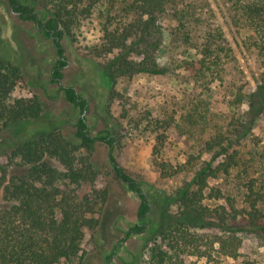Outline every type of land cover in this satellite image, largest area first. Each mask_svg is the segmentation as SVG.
Returning a JSON list of instances; mask_svg holds the SVG:
<instances>
[{
  "label": "trees",
  "instance_id": "trees-1",
  "mask_svg": "<svg viewBox=\"0 0 264 264\" xmlns=\"http://www.w3.org/2000/svg\"><path fill=\"white\" fill-rule=\"evenodd\" d=\"M8 5L51 42L57 60L48 85L56 87L53 99L63 97L77 119L72 125L43 121L44 102L28 90L22 70L0 54V264H88L89 246L113 193L111 186L99 185L93 164L98 144L107 148L115 177L140 200L136 221L118 246L150 232L156 199L163 194L159 230L146 241L141 264H196L192 259L264 264V140L255 134L264 117V0H8ZM92 22L102 25L95 55L111 56L103 66L111 100L122 77L180 72L188 80L189 88L177 105L166 107L163 119L143 117L147 127L185 136L197 148L193 155L184 153V162L157 163L160 177L176 183L168 193L152 189L153 196L125 172L114 156L116 136L110 130L93 134L90 101L62 83L70 64L63 41L74 43ZM161 49L167 53L163 64L157 58ZM39 88L49 99L48 86ZM67 125L73 131L66 136ZM205 153L209 158L202 160ZM245 240L255 249L245 253Z\"/></svg>",
  "mask_w": 264,
  "mask_h": 264
},
{
  "label": "rangeland",
  "instance_id": "rangeland-1",
  "mask_svg": "<svg viewBox=\"0 0 264 264\" xmlns=\"http://www.w3.org/2000/svg\"><path fill=\"white\" fill-rule=\"evenodd\" d=\"M101 26L92 22L83 28L82 34L77 36L74 43L68 39L63 41L70 64L63 71L62 83L76 87L78 92L90 101L88 119L93 134L110 130L116 136L118 144L114 156L125 172L144 183L145 192L151 188V190L158 189L168 193L176 186V183L174 180L160 177L157 163L184 162V153L193 155L197 148L195 149L193 141L185 136L170 133L167 130L155 131L147 127L143 117L150 113L151 117L156 116L163 119L166 107L171 103L173 106L177 105V101L183 97L186 88H189L188 80L180 72L172 77L147 74L122 77L117 80L114 100H111V79L103 70L104 64L111 56L98 58L93 51L100 43ZM228 37L232 44V39ZM233 47L241 64L246 68L247 65L242 60L243 58L234 45ZM0 54L22 70L24 83L30 86L28 90L44 102L43 121H49L55 125H60L62 122L71 125L75 123L77 119L75 110L63 97L53 99L56 96V87L48 85L51 66L57 60L51 42L44 39L32 23L23 22L12 14L8 0H0ZM157 58L160 63H165L166 50L161 49ZM43 85L48 86L49 99L44 97L39 88ZM26 90L22 89L19 94L25 95ZM63 131L67 136L73 129L67 125ZM159 134H163L164 143L162 151L156 156ZM255 134L264 140V117L257 123ZM208 158L206 153L202 154V160ZM93 164L100 174L99 185L101 187L111 186L113 189L105 212L108 207L116 212V215L107 222L109 230L107 229L106 245L101 246L97 243L102 219L95 234V242L89 246L91 251L87 259L88 264H104L103 258L114 250L112 247L119 244L123 238L122 231L136 221V211L140 200L134 194L127 192L112 173L108 165L107 148L104 145H96ZM151 190L150 194L157 197L155 191ZM156 206L158 208L154 212L150 232L129 239L122 247L118 258L111 264H141L146 241L159 230L160 214L164 209L163 194L158 195L154 209ZM110 232L112 234L109 236ZM244 248L245 253L254 250V242L245 240ZM192 260L196 264H206L204 259ZM232 263V261H227L223 264Z\"/></svg>",
  "mask_w": 264,
  "mask_h": 264
},
{
  "label": "crops",
  "instance_id": "crops-1",
  "mask_svg": "<svg viewBox=\"0 0 264 264\" xmlns=\"http://www.w3.org/2000/svg\"><path fill=\"white\" fill-rule=\"evenodd\" d=\"M113 209V208H112ZM116 215V212L114 210H110V207H108L106 209V212H105V215L103 217V222H102V225L98 231V236L99 238L97 239V243L101 246H105L106 245V234H108V228H107V222L109 221V219L112 217V216H115ZM108 229V230H107ZM100 234H101V237H100ZM110 234H112V232L109 233V236ZM135 238V237H134Z\"/></svg>",
  "mask_w": 264,
  "mask_h": 264
},
{
  "label": "flooded vegetation",
  "instance_id": "flooded-vegetation-1",
  "mask_svg": "<svg viewBox=\"0 0 264 264\" xmlns=\"http://www.w3.org/2000/svg\"><path fill=\"white\" fill-rule=\"evenodd\" d=\"M132 224H130L129 226H128V228L131 226ZM127 228V229H128ZM127 229L125 230V231H122L123 232V234H124V232H126L127 231ZM135 237H139V236H135ZM133 238V237H132ZM127 243V242H126ZM125 243V244H126ZM124 244V245H125ZM119 244H115L112 248H115V247H117L118 249H117V253H116V255L114 256V257H112V259L107 263V261H106V257H108L109 256V254L113 251H110V253L107 255V256H105L103 259H104V264H111L112 262H114V260L115 259H117L118 258V255L120 254V251H121V249H122V247H124V245H120V246H118Z\"/></svg>",
  "mask_w": 264,
  "mask_h": 264
}]
</instances>
